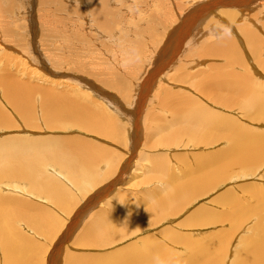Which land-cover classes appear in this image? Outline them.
Returning <instances> with one entry per match:
<instances>
[{"label": "rangeland", "instance_id": "1", "mask_svg": "<svg viewBox=\"0 0 264 264\" xmlns=\"http://www.w3.org/2000/svg\"><path fill=\"white\" fill-rule=\"evenodd\" d=\"M145 1L0 0V140L11 141L12 137H27V139L30 137L33 138V141L45 140L42 142L47 143L45 147L50 143H57V147H68L67 149L73 151L84 150L87 152L86 154H92L95 158L92 165L93 169L90 172H84L83 163L79 164L81 171L78 172L76 178L71 177L68 171L66 172L56 162L48 160L43 165L44 181L47 182L50 177L53 178L52 176H54L60 182L64 192L67 191L71 195L70 201L66 198H53V194L48 191L46 182L38 187L33 186L35 183L26 177L22 179L8 178L0 182L1 194L6 195V197L10 196L9 200L13 196L15 198V200L12 199L15 201L13 205L12 200L11 204L10 201L5 203L10 204L9 207L14 206L13 210L16 212L27 205L25 208L29 211V217H27L31 218L32 216L31 221L25 217L26 221L28 219L26 222L21 215L25 214L26 210H23L25 212L19 210L20 212L18 211L12 216L14 217L12 223L17 235H14V232L2 233L0 231V264H48V255L51 252L55 254L59 251L57 247L59 241L60 246L65 248L64 257L55 264H69L70 262L77 264L76 259L81 263L83 262L82 264L84 262L89 264L88 262L91 260L95 261L94 264L100 260L107 264V261L110 260L107 257H114V254L117 257V252L122 259L128 257L130 253L133 254L132 246H139L140 248L138 247L137 250L141 252L144 239L148 237H153L172 249L183 250V247L186 249L187 245L185 247L180 244L184 241L176 243L171 238L166 237L165 232L169 230L178 234H188L193 240L192 244L214 241V237L217 236L215 242L218 244L227 237L226 231L223 230H228L231 226L229 221L213 218V216L218 217L220 214L224 215L226 212L228 214L234 210V206L228 202L229 196L233 197V201L235 199V201L241 200L245 203L253 198L251 194L253 189L256 192L261 187L264 189L263 156L254 163L248 162L244 166H235L233 169H229L226 172L227 176H223L217 182L207 185L203 183L206 186L200 189L201 192L198 191L192 195L175 211L168 210L163 214L159 213L158 218L152 216V213L150 216L149 213H145L148 210L151 212L149 208L158 198L155 194L158 192L160 195L164 194L165 190L163 189L168 186L169 174L174 173L175 176L180 174L179 179L184 180L187 175L185 166H193L199 157L204 155L206 157V154L210 156L218 151H225L223 149L230 144V141L225 137H217L211 142H204L183 133L178 135L174 129L181 126V119L178 116L183 115L184 111L188 113L187 109L189 108L203 106V108L209 109L211 106L210 112H214L222 119L234 121L239 119L237 122L247 127L252 133L264 132V120L261 121L256 115L254 116L253 110L246 111L242 105L229 102L231 99L236 100L237 98L231 97L233 93L228 87V83L231 81L235 83L238 81L236 84L242 86V83L245 84L244 78L253 84L254 82L264 84V0H243L238 2L239 7L237 9L235 8L237 5H233L232 0H229V3L223 6L220 11L221 13L224 11L222 15L220 16L218 13L217 18L212 19L213 21L209 19V11L199 10L205 6L207 0ZM178 3L181 4L179 7L183 9L182 11L178 9ZM224 8L228 10H224ZM230 9L231 11L235 10L234 12L238 14L236 18L225 12L230 11ZM209 10L212 12L213 9L210 8ZM195 13L199 14L200 17L195 20L196 26L193 30L187 29L186 33L184 32L182 49L174 53V60H169L166 64L159 66L160 72L151 77L152 72L148 71L156 64L163 46L171 41L170 37L175 25ZM150 17L152 18L150 19ZM136 25L139 27H135ZM143 26L147 29L150 28V32L145 30ZM247 27L253 32L255 31L257 38L260 36L258 40L261 44L257 50V56L253 54L251 39L244 30ZM224 36L231 38L237 47L238 58L232 59L225 53L212 55L206 51L207 46L212 47L214 43L218 42L217 40L220 41ZM131 37L132 39H130ZM129 40L133 43H130ZM137 41L143 43V45H139L141 42H138L140 48ZM162 41L163 43H161ZM128 45L133 46V48L137 47L138 50L141 49L139 54L142 55L138 54L139 57H137V48H135L136 50L133 49L136 51L135 54V51L133 52ZM143 46H146L147 49L145 50ZM141 47H143V51ZM204 50L205 52H203ZM68 76L70 77L68 78ZM12 82L15 84L11 90ZM224 82L225 84H223ZM17 84L22 87L26 95L30 94L31 96V103L26 104L31 105L30 111L24 110L26 108L22 111L19 110L15 106L19 104L11 99L13 95L10 98V94H13L11 91L19 90ZM92 84L96 86H92ZM254 86L252 85V90L255 91L258 86L253 88ZM106 92L107 94H105ZM167 95L168 98H166ZM51 96L70 103L71 106L73 104V107L79 109V112L77 113V110L72 112L74 107L70 113L66 112L67 114H65L61 109V104H59L56 111L55 109L50 110L49 115H47L44 106L46 105L45 100ZM225 99L229 103L225 102ZM20 105L23 104L20 103ZM88 114L90 115L87 116ZM171 116L173 117L171 118ZM85 117L92 118L90 120ZM85 119L87 123L84 121ZM175 119L178 120L172 125ZM95 125L98 126L95 127ZM174 133L177 135L172 136V138L169 137ZM136 135L139 138H136ZM166 137L170 139L168 142L165 141L167 140ZM135 140H138L139 145L137 144L133 148ZM88 145L91 148H88ZM130 152L132 154L137 153L138 162H135V169H131L128 174L122 173V171L121 174V165L127 160ZM47 156L50 157L48 154ZM155 163L162 164L161 167L163 168L157 167ZM47 166L54 171L49 170ZM184 172L186 174H183ZM119 173L121 174L120 180H118L120 182L115 188L110 182L115 180ZM59 176L61 177L59 178ZM256 184L260 188H257ZM105 189V195H102L100 192ZM255 190L254 193H256ZM57 191L60 192L59 188ZM99 198L101 199L97 205H93L92 202H96ZM64 202H68L69 206H65ZM249 202L246 203L249 205ZM87 203L90 204L89 207H85L79 212L76 223L78 228L75 226L69 238L65 239L64 237V240H60L64 229L72 223V218H74L72 215L75 210L77 211L81 205L84 206ZM15 207L19 209L16 210ZM86 209L88 210L87 216L83 214ZM139 214L140 217H138ZM251 214L252 216H250ZM250 215L247 213L240 216L248 218L242 221L244 226L242 225L232 232L225 258L221 261L218 260V262L215 261V263L231 264L236 246L239 247L245 236H250L255 232L253 226L258 219L254 213L251 212ZM111 216L119 221L129 217L132 222L127 227L118 228L114 232L113 230L109 231L106 233L107 235L110 233L113 235L116 231L117 235L107 238L105 236L106 231L101 233L104 228H99V230L94 225L109 217L112 219ZM198 216L208 219L199 221V225L198 221L191 220L197 219ZM132 217L136 220H133ZM249 217L251 218L249 219ZM95 220H98L99 223H95ZM213 221L215 222L213 223ZM97 230L99 235H97ZM44 231L46 234L43 233ZM90 231L97 237L90 235ZM24 236H26V240L23 238ZM10 238L16 242L18 239L27 241L28 245L25 243L23 247H27L29 251L35 252L37 255L31 256L27 260L18 261L21 258L13 255L11 247L12 242H16ZM2 240L10 241L6 251V247H3L5 243ZM22 240H19L17 244H21ZM201 243L195 247H200ZM53 248L55 251L52 250ZM127 253L128 256H123ZM105 258L107 259L106 263Z\"/></svg>", "mask_w": 264, "mask_h": 264}, {"label": "bare ground", "instance_id": "2", "mask_svg": "<svg viewBox=\"0 0 264 264\" xmlns=\"http://www.w3.org/2000/svg\"><path fill=\"white\" fill-rule=\"evenodd\" d=\"M2 1V0H1ZM91 1V0H90ZM145 1V0H144ZM242 2L243 0H232L233 5H237L238 2ZM146 2V1H145ZM162 2V1H161ZM172 2V1H171ZM183 2V1H181ZM180 2V3H181ZM141 3V2H140ZM157 3V2H156ZM167 3V2H166ZM227 3H229V0H207V3L204 4L205 6L201 7V9L199 10H206L209 11V19H211V21H213L212 19L215 18L218 13L220 14V16L222 15L220 11L223 8V6H225ZM3 4V3H2ZM182 4V3H181ZM181 4H177L178 5V9H180L179 5ZM70 5V4H69ZM169 5V4H168ZM162 6V5H161ZM5 7V6H4ZM37 7V6H36ZM184 7V6H183ZM239 6L237 5L235 8L237 9ZM28 8V7H27ZM154 8V7H153ZM168 8V7H167ZM166 8V9H167ZM173 7H171L172 9ZM182 8V6H181ZM185 8V7H184ZM213 9L212 12L209 9ZM229 8V7H228ZM1 9V8H0ZM60 9V8H59ZM232 9V8H231ZM225 11L229 16L231 17H237V13L234 11ZM80 10V9H79ZM156 10V9H155ZM168 10V9H167ZM173 10V9H172ZM183 9H180V11H182ZM198 10V12H199ZM224 10H228L225 9ZM233 10V9H232ZM40 11V10H39ZM135 11V10H134ZM160 12V11H159ZM174 12V11H173ZM238 12V11H237ZM52 13V11H51ZM54 13V12H53ZM180 13V12H179ZM56 14V13H55ZM192 14V13H191ZM148 15V14H147ZM170 15H174V14H170ZM227 15V16H228ZM102 17V15H100ZM203 16V14H202ZM225 16V15H224ZM175 17H177L175 15ZM199 14L195 13L192 16H187L186 18H184L183 20H181L177 25H175V27L173 28L172 32L173 34H171L172 36L170 37V42L168 44V42L166 43L165 41V45L163 46L162 52L160 51L159 56L157 57V62L156 64L151 67V69L148 72H152V75H155L156 73L160 72V69L158 68L159 66H161L162 64H166L169 60H174L173 55L175 52L180 51V49H182V41H184V39L182 40V36L184 34V32L186 33L187 29H194L196 26L195 20H197L199 18ZM40 18V17H39ZM71 18V17H69ZM81 18V17H80ZM152 17H150L151 19ZM159 18V17H158ZM166 18V16H165ZM217 18V17H216ZM49 19V18H48ZM39 20V19H38ZM68 20V19H67ZM71 20V19H70ZM136 20V19H135ZM169 20V18H168ZM177 20V19H176ZM176 20H174L176 22ZM217 20V19H216ZM50 21V20H49ZM74 21V20H73ZM233 21V20H232ZM178 22V21H177ZM72 23V22H71ZM135 23V22H134ZM171 23V22H170ZM174 23V22H173ZM207 23V22H206ZM211 23V22H210ZM209 23V24H210ZM150 24V23H149ZM148 24V25H149ZM208 24V23H207ZM262 24V23H261ZM135 25V24H134ZM139 25V24H138ZM43 26V25H42ZM172 26V25H171ZM213 26V24H212ZM41 27V26H40ZM135 27H139V26H135ZM145 26H143L144 28ZM193 27V28H192ZM240 27V26H239ZM136 30V28H133ZM141 29V28H140ZM145 30L147 28H144ZM154 30V28H152ZM159 29V28H158ZM56 30V29H55ZM62 30V29H61ZM71 30V29H70ZM144 30V31H145ZM150 32V28L147 29ZM191 30V33H192ZM246 34L248 35V37H250L251 39V48L254 49L253 50V54H255V56H257V50L259 48V45L261 44L260 41L258 40V38L260 37H256L255 35H257L255 33V31L253 32L252 30H250L248 27L247 29H244ZM242 30V31H244ZM141 31V30H140ZM143 31V30H142ZM169 31V30H168ZM6 32V31H5ZM138 32V31H137ZM148 32V31H146ZM152 32V30H151ZM154 32V31H153ZM165 32V31H164ZM163 32V34H164ZM62 33V32H61ZM74 33V32H73ZM130 33V32H129ZM136 33V31H135ZM143 33V32H141ZM170 33V32H169ZM145 34V33H144ZM158 34V33H157ZM160 34V33H159ZM225 34V33H224ZM139 35V33H138ZM167 35V34H166ZM164 35V36H166ZM121 36V35H120ZM155 36V35H154ZM159 36V35H158ZM70 37V36H69ZM133 37V36H132ZM132 37L130 39H132ZM151 36L149 35V38ZM156 37V36H155ZM222 37V36H221ZM148 38V39H149ZM184 38V37H183ZM51 39V38H50ZM112 39V38H111ZM129 39V37L127 38V40ZM134 39V38H133ZM155 39V38H154ZM126 40V39H125ZM151 40V39H149ZM130 41V40H129ZM152 41V40H151ZM149 41V42H151ZM164 41V40H163ZM163 41L161 43H163ZM187 41V40H186ZM217 43H214L212 47H206V51L209 54L212 55H216V54H220V53H225L228 54L230 57H232V59L238 58V53L239 51H237V47L234 45L233 41L231 40V38L229 37H225L221 38V40H217ZM128 42V41H127ZM133 43V41H130V43ZM138 42L140 43L141 41H137V45ZM146 42V41H145ZM157 42V41H156ZM191 42V41H190ZM154 43V42H153ZM160 43V44H161ZM50 44V43H49ZM128 44V43H127ZM206 44V43H205ZM208 44V43H207ZM126 45V44H125ZM135 45V46H137ZM139 45H143V43L141 42V44ZM138 45V47H139ZM146 45V44H144ZM108 46V45H107ZM127 46V45H126ZM129 47H131V45H128ZM154 46V45H153ZM211 46V45H210ZM55 47V46H54ZM145 48V50L147 49L146 46H143ZM143 47L142 51H143ZM186 47V46H185ZM137 47L133 46L131 47V50L133 51V49H135ZM140 48V47H139ZM106 49V48H105ZM152 49V48H150ZM158 49V48H157ZM168 49V52H167ZM203 49V48H202ZM201 49V50H202ZM128 50V49H127ZM136 50V49H135ZM134 50V51H135ZM141 50V49H140ZM140 50H138L137 48V57L138 54L140 53ZM188 50V49H187ZM200 50V52H201ZM133 51V52H134ZM135 51V54H136ZM260 51V50H259ZM56 52V51H55ZM156 52V51H155ZM159 52V51H158ZM205 52V50L203 51ZM145 53V51H144ZM149 53V52H148ZM179 53V52H178ZM134 54V53H133ZM147 54V53H145ZM154 54V53H153ZM142 55V54H139ZM205 55V54H204ZM70 56V55H69ZM133 56V55H132ZM130 56L131 58H134ZM253 56V55H251ZM153 57V56H152ZM175 57V55H174ZM228 57V58H230ZM121 58V57H120ZM130 58V60H131ZM142 58V57H141ZM223 58V57H222ZM225 58V57H224ZM97 59V58H96ZM135 59V58H134ZM140 59V58H139ZM153 59V58H152ZM156 59V58H155ZM183 59V58H182ZM231 59V58H230ZM64 60V59H63ZM154 60V59H153ZM135 61V60H134ZM139 61V60H138ZM264 61V60H263ZM144 62V60H143ZM126 63V62H125ZM93 64V63H92ZM114 64V63H113ZM237 64V63H236ZM73 65V64H72ZM115 65V64H114ZM134 65V64H133ZM135 66V65H134ZM137 66V65H136ZM148 66V65H147ZM152 66V64H151ZM193 66V65H192ZM214 66V65H213ZM71 67V66H70ZM130 67V66H129ZM167 67V66H166ZM125 68V67H124ZM136 68V67H135ZM149 68V67H148ZM147 68V69H148ZM260 68V67H258ZM73 69V68H72ZM96 70V69H95ZM169 70V69H168ZM248 70V69H247ZM256 70V69H255ZM264 70V69H263ZM103 71V70H102ZM146 71V70H145ZM142 72V71H141ZM162 72V71H161ZM264 72V71H263ZM122 73V72H121ZM127 73V72H126ZM147 73V72H146ZM165 73V72H164ZM249 73V72H248ZM161 74V73H160ZM129 75V74H128ZM109 76V75H108ZM162 76V75H161ZM244 76V75H243ZM247 76V74H246ZM70 76H68L69 78ZM94 77V76H93ZM110 77V76H109ZM108 77V78H109ZM158 77V76H157ZM107 78V79H108ZM112 78V77H111ZM156 78V77H155ZM187 78V77H186ZM249 78H251V76H249ZM151 79V78H150ZM153 79V78H152ZM151 79V80H152ZM161 79V78H160ZM223 79V78H222ZM245 79V80H244ZM242 80H244L245 84L242 83V86H239L238 84H236L235 82H229L228 83V87L231 93H233V95H231V97H235L237 98L235 99H231L229 102L230 103H234V104H238V105H242V108H244L246 111H251L255 113L254 116L256 115V117L258 119H262L264 120V84H257V82L254 84L252 83V85L254 86L255 84L258 86V88L256 87V85L253 88H257L254 90H252V85L250 83V80L248 81V79L244 78ZM257 79V78H256ZM154 80V79H153ZM209 80V79H207ZM216 80V78H215ZM218 80V79H217ZM88 81V80H87ZM118 82V81H117ZM163 82V81H162ZM91 83V82H90ZM119 83V82H118ZM153 83V82H152ZM201 83V82H200ZM219 83V80H218ZM13 84L12 87L10 88L11 90L13 89V86L15 83H11ZM20 84V83H19ZM68 84V83H67ZM94 84V83H93ZM92 86H96L93 85ZM139 84V83H138ZM150 85V83H148ZM221 84V83H220ZM225 84V82L223 83ZM18 85V84H17ZM148 85V86H149ZM231 85V86H230ZM19 86V85H18ZM212 86V85H211ZM19 86V90H13L11 91L10 94V98L11 95H13V97L11 99H13L16 104L19 105H15L19 110L21 109V111L24 109L26 111H30L32 109L31 105H26L28 103H31V96L30 94L26 95L21 87ZM121 87V86H120ZM161 87V86H160ZM204 87V86H203ZM206 87V86H205ZM213 87V86H212ZM96 88V87H95ZM115 88V87H114ZM149 88L151 89V87L149 86ZM91 89V88H90ZM119 89V88H118ZM206 89V88H205ZM121 90V89H120ZM10 91V90H9ZM103 91V90H102ZM154 91V90H153ZM26 92V90H25ZM90 92V91H89ZM101 92V91H100ZM109 93V92H108ZM89 94V93H88ZM107 94V92L105 93ZM110 94V93H109ZM176 94V93H175ZM230 94V93H229ZM64 95V94H63ZM90 95V94H89ZM111 95V94H110ZM168 95H170V93H168ZM168 95L166 96V98H168ZM205 95V94H204ZM50 96V95H49ZM66 96V95H65ZM147 96V95H146ZM171 96V95H170ZM173 96V95H172ZM181 96V95H180ZM188 96V94H187ZM100 97V96H99ZM107 97V96H106ZM114 97V96H113ZM190 97V96H189ZM196 97V96H194ZM69 98V97H68ZM117 98V97H116ZM165 98V100H166ZM186 98V97H185ZM103 99V98H102ZM144 99V98H143ZM187 99V98H186ZM197 99V98H196ZM79 100V99H78ZM113 100V99H111ZM118 100V99H117ZM172 100V99H171ZM182 100V99H181ZM201 100V99H200ZM65 101V99H64ZM67 101V100H66ZM75 101V100H73ZM85 101V100H84ZM89 101V100H88ZM119 101V100H118ZM202 101V100H201ZM77 102V101H76ZM99 102V101H98ZM109 102V101H108ZM114 102V101H112ZM204 102V101H203ZM225 102H227V100L225 99ZM227 102V103H229ZM23 104V105H20ZM46 105L45 106V111L47 113V115H49L50 110L53 111V109L58 108V105L61 104V109L64 111L63 113L67 114L66 112H69L72 110L73 104L72 106L70 105V103H66L63 102L53 96L48 97L45 100ZM79 104V103H78ZM83 104H85L83 102ZM192 104V103H190ZM199 106L200 104L197 103ZM202 104V103H201ZM87 105V103H86ZM85 105V106H86ZM90 105V104H89ZM110 105V104H109ZM143 105V104H142ZM228 105V104H227ZM127 106V105H126ZM184 106V104H183ZM182 106V108H183ZM190 106V105H189ZM103 107V106H102ZM141 107V106H139ZM191 107V106H190ZM211 107V106H210ZM209 107V109H210ZM60 108V106H59ZM84 108V107H83ZM192 108V107H191ZM212 108V107H211ZM241 108V109H242ZM207 108H203V106H200V108H192V109H187L188 113H185L186 111L183 112V115H180V117L178 116V118L181 119V126L174 129L175 132L178 133H183L186 134L190 137H194L197 138V140L199 141H212L215 140V138L217 137H225L230 141V144L225 147V151L222 152H217L216 154H212L210 156H208L206 154V157H199V159L197 160V162L193 165V166H185L186 170L185 172L187 173L186 178L184 180L179 179V176H175L174 173L169 174V183L168 186H166L163 195H160V193H156L155 196L158 198L155 199V203H153V205L149 208L151 210V212L146 211L145 213H149V216H155V218H158V214L161 213H165L168 210H172L175 211L177 210L182 203H184L185 201H188L192 195L196 194L198 191H200V189L203 186H206L207 184H212L214 182L219 181L223 176H227V171L229 169H233L235 166H241V165H245L246 163H254L257 160H259V158L264 156V132L263 133H252L247 127L242 126L240 123H238L237 121L239 120H228L226 118H220L218 117V115H216L214 112H210V110ZM77 110V113L79 112V109H76V107L74 108L73 111ZM98 110V109H97ZM43 111V110H42ZM100 111V110H99ZM138 111V110H137ZM212 111V110H211ZM62 112V111H61ZM103 112V111H102ZM135 112V111H134ZM31 113V112H30ZM92 113V112H91ZM178 113V112H177ZM249 113V112H248ZM22 114V113H21ZM64 114V116H65ZM93 114V113H92ZM91 114V115H92ZM123 114V113H122ZM71 115V114H70ZM81 115V113H80ZM90 114H88L87 116H89ZM97 115V114H96ZM105 115V114H104ZM124 115V114H123ZM139 115V114H137ZM230 115V114H229ZM4 116V115H3ZM32 116V115H31ZM177 116V114H176ZM182 116V118H181ZM231 116V115H230ZM249 116V115H248ZM62 117V116H61ZM68 117V115H67ZM84 117V116H83ZM101 117V116H99ZM98 117V118H99ZM173 116H171L172 118ZM86 118V117H85ZM92 117L90 118H86V119H90L91 120ZM105 118V116H104ZM170 118V117H169ZM234 118V117H233ZM86 119L84 120L86 122ZM103 120V117H102ZM107 120V119H106ZM133 120V119H132ZM178 120V119H177ZM176 119L173 120L174 123L172 125H174L177 121ZM256 120V118H255ZM140 121V120H139ZM172 121V122H173ZM257 121V120H256ZM96 122V121H95ZM103 122V121H102ZM180 122V121H179ZM87 123V122H86ZM85 123V124H86ZM99 123V121H98ZM101 123V122H100ZM160 123V122H159ZM93 125V123H91ZM119 124V123H118ZM138 124H140L138 122ZM154 124V123H153ZM103 125V124H102ZM105 125V124H104ZM132 125V124H131ZM144 125V124H143ZM98 125H95V127H97ZM107 126V125H105ZM166 126V125H165ZM88 127V126H87ZM102 127V126H100ZM104 127V126H103ZM171 127V126H170ZM177 127V126H176ZM89 128V127H88ZM99 128V127H98ZM97 128V129H98ZM108 128V126L106 127ZM172 128V127H171ZM101 129V128H100ZM113 129V128H112ZM136 129V128H135ZM103 131V130H102ZM101 131V132H102ZM165 132V130H163ZM106 132V131H105ZM112 132V130H111ZM118 132V131H116ZM172 133V132H171ZM110 134V133H109ZM169 134V133H168ZM177 135L176 133L170 135L169 137L172 138V136ZM169 137H166L165 141H169ZM177 137V136H176ZM20 138V139H18ZM120 138V137H119ZM135 138V137H134ZM136 138H139L138 135H136ZM175 138V137H174ZM122 139V138H121ZM178 139V138H177ZM20 140V141H18ZM113 140V139H112ZM45 140H41V142H39V140H34L33 138H28L27 137H12V140H4L1 141L0 140V182L3 181V179H15V178H29V180H31V182H34L35 184L33 186H40L42 185V183L44 184V175H43V165L45 163H47V161H53L58 163L61 168L65 169L66 172L68 171V174L73 177L76 178V176L78 175V172L81 171L79 169V164L83 163L82 166L84 165V172H90L91 169H93V162L94 159L92 154H86L87 152H85L84 150H80V151H73L71 149H67L66 148H60L57 147V143H50L48 144L46 147L45 145L47 143H42ZM147 141V140H146ZM157 141V140H156ZM161 141V140H160ZM119 142L120 139H119ZM198 142V141H197ZM203 142V143H204ZM214 142V141H213ZM135 145L133 148H135L138 144V140H135ZM140 143V142H139ZM81 144V143H80ZM87 144V143H85ZM84 144V146H85ZM165 144V143H164ZM98 145V144H97ZM139 145V144H138ZM208 145V144H207ZM88 145V148H91V146ZM147 146V145H146ZM94 147V146H93ZM95 148V147H94ZM131 148V147H130ZM79 149V146H78ZM83 149V148H82ZM220 149V148H219ZM97 150V149H96ZM112 150V149H111ZM134 150V149H132ZM212 150V149H211ZM69 151V152H67ZM100 150H98L99 152ZM104 151V150H103ZM131 151V150H130ZM129 152V151H128ZM100 153V152H99ZM113 153V152H112ZM131 154L129 155V157L127 158V160H125L120 168V173L122 171V173H129L131 171V169H135L134 164L135 162H138L136 159V154H132V152H130ZM212 153V152H211ZM210 153V154H211ZM50 155V157L47 156ZM79 154H81L79 156ZM116 154V153H115ZM128 154V153H127ZM107 155V154H106ZM139 155V154H138ZM202 155V154H201ZM121 156V155H120ZM192 156V155H191ZM198 156V155H197ZM112 157V156H110ZM115 158V157H114ZM120 158V157H119ZM122 158V157H121ZM153 158V157H152ZM197 159V158H196ZM113 160V159H112ZM165 161V160H163ZM184 161V160H182ZM186 161V160H185ZM122 162V161H121ZM160 162V161H159ZM158 162V163H159ZM166 162V161H165ZM193 162V161H192ZM190 162V163H192ZM49 163V162H48ZM113 163V162H112ZM115 163V162H114ZM117 163V161H116ZM184 164V163H183ZM189 164V163H187ZM116 165V164H115ZM157 167H161V165L156 164ZM191 165V164H190ZM118 166V164H117ZM247 166V165H246ZM49 170L54 171V169H51L49 166H47ZM83 168V167H82ZM81 168V169H82ZM163 168V167H161ZM184 168V167H183ZM158 169V168H157ZM159 170V169H158ZM173 170V169H172ZM43 171V172H42ZM98 171V170H97ZM232 171V170H231ZM59 172V171H58ZM183 174H186V173ZM234 172V171H233ZM49 173V172H48ZM60 174H63L62 172H59ZM118 174L117 177L115 178V180L111 181L110 184L112 186H115V188H117V183L120 182L118 180H120V175L122 174ZM167 173V172H166ZM170 173V172H169ZM226 173V174H225ZM51 174V173H50ZM54 175V173H53ZM242 175V174H241ZM53 178L50 177L49 180H47L46 184H47V188L48 191L53 194V198H66L68 201L71 200V195L62 189L60 182L54 177ZM61 176H59L60 178ZM184 177V176H183ZM68 179V178H67ZM18 180V179H16ZM100 180V179H99ZM96 181V180H95ZM30 182V183H31ZM206 184V185H203ZM75 184V183H74ZM14 186H16L15 183H13ZM70 185V184H68ZM252 185V183H251ZM254 185V183H253ZM257 185V184H256ZM255 185V186H256ZM246 186V185H245ZM250 186V185H249ZM35 187V188H36ZM243 187V186H242ZM252 187V186H251ZM259 186L257 185V188ZM59 188L60 192L57 191ZM260 188V187H259ZM67 189V188H66ZM127 189V188H126ZM70 190V189H69ZM254 190L252 191V196L253 198L251 200H248L246 202H249L250 204L248 205L245 200L243 203L241 200L238 201H233V197L229 196V200L228 202H230V204H232L234 206V210L229 212L227 214L224 215H219L218 217L213 216V218H219V219H225L227 221L230 222V228L228 230H223L226 231L225 235L227 237H225V239H222L221 241V237L220 239V243L216 244L215 240L218 238L217 236H215V240L214 241H208L206 243H195L192 244V238H190L188 236V234H178L176 232L173 231H166V237L167 238H171L173 241H175L176 243H180V241H184L180 244H183L185 247H187L186 249L183 247V250H176V249H172L168 246H166L164 243H161L159 241H157V239L155 240L153 237H148L144 239L143 242V248L141 252H139L137 249H139L137 246H132L134 250V252H132L133 254L130 253V255L128 256L127 254H124L123 256H128L124 259H122V257L120 258L119 254L116 253L117 257H111L107 259H110L109 261H107V259L105 260V263L107 261V264H155L154 262V257L155 256H159L160 259L164 262V264H217L215 263V261L218 262V260H222L223 258H225V254L229 245V242L231 240L230 237L232 236V232L239 228L240 226H242L244 223L242 222L243 220L247 219L248 217H240L242 214H247L250 215V213H254L256 218L258 219L253 226V230L255 231L253 234H251L250 236H245V238L242 240L241 244L239 245V247L236 246V251L233 253L234 257L232 259L231 264H264V189H258L259 191L254 193ZM23 191H25L23 189ZM34 191V190H33ZM22 192V191H21ZM106 189L104 191H101L100 193L102 195H105ZM201 192V191H200ZM249 192H251L249 190ZM114 195V194H113ZM151 195V193H150ZM27 196V195H26ZM30 196V195H28ZM118 196V195H117ZM226 196V195H225ZM251 196V195H250ZM10 197V196H9ZM9 197H6V195H2L0 192V231L2 233H9V232H14V235H17L16 229L14 228V225L12 223V216H14L15 214H17V212L20 210H22V212H25L23 210H26L25 208L23 209H19L21 208L20 205L19 206V210L16 208V210H18L17 212L14 211V206L9 207V205L11 204V200L14 198L11 197L12 199L9 200ZM244 197V196H243ZM83 199V198H82ZM101 198L97 199L96 202H92L94 203L93 205H97V202L100 200ZM122 199V197H121ZM221 199V198H220ZM15 200V198L13 199ZM12 200V205H13V201ZM10 204H6L5 202H8ZM61 201V200H58ZM118 201V200H117ZM143 201V200H142ZM89 203H90V199H89ZM89 203L85 204L84 206H80L77 211L75 210V213L72 215V217L74 216V218H72V223L69 225H67L66 229H64V232L61 234V238L60 240H64L69 238L72 231L74 230L76 223H77V219L79 216V212L85 208V207H89ZM103 203V202H102ZM21 204V202H20ZM65 206H69L68 202H64ZM221 206V205H220ZM224 206V205H223ZM24 207V206H23ZM29 208V207H28ZM32 208V207H31ZM19 211V212H20ZM26 210L27 215L25 214H21L24 217V220L26 221L25 217L28 218L29 217V211ZM77 212V213H76ZM135 212V211H134ZM203 212V211H202ZM220 212V211H219ZM88 210L86 209L83 214H87ZM142 213V212H141ZM152 213V214H150ZM217 213V212H216ZM20 214V213H18ZM61 215V214H60ZM88 215V214H87ZM86 215V216H87ZM126 215V214H125ZM199 215V214H198ZM28 216V217H27ZM115 216V215H114ZM136 216V215H135ZM134 216V217H135ZM202 216V215H201ZM252 216V214L250 215ZM96 217V216H95ZM138 217H140V214L138 215ZM144 217V216H143ZM21 218V217H20ZM112 218V216H111ZM133 218V217H132ZM154 218V217H153ZM251 217H249L250 219ZM29 221L32 220V216L31 218H28ZM27 219V221H28ZM99 219V218H98ZM113 217L112 219H110V217L108 219H104L102 220L104 222L99 223L98 220H95V223L98 222L99 224H95L93 223L94 227L97 229L99 228H104V230L101 231V233L104 231L105 234L108 233L109 231L113 230H117L118 228L121 227H127L128 224H130V222H132V219L129 217H125V219L123 218V220H117ZM135 218H133L134 220ZM208 219V218H207ZM206 218H201L200 216L196 218H193L191 220L193 221H198L197 223L199 224L201 221H205L207 220ZM136 220V219H135ZM211 220V219H210ZM26 221V222H27ZM86 221V220H85ZM200 221V222H199ZM51 222V220H50ZM94 222V221H93ZM136 222V221H135ZM138 222V221H137ZM189 222V221H187ZM192 222V221H191ZM215 221H213L214 223ZM224 222V221H223ZM245 222V221H244ZM91 223V222H90ZM181 223V222H180ZM190 223V222H189ZM194 223V222H193ZM204 223V222H203ZM207 223V222H206ZM225 223V222H224ZM227 223V222H226ZM85 224V223H84ZM210 224V223H209ZM212 224V223H211ZM92 225V224H90ZM135 225V224H134ZM189 225V224H186ZM200 225V224H199ZM205 225V223H204ZM247 225V224H246ZM89 226V225H88ZM99 226V227H98ZM244 226V225H243ZM65 227V226H64ZM77 227V226H76ZM93 227V226H92ZM93 227V229L95 230V228ZM251 227V226H250ZM61 228V227H60ZM78 228V227H77ZM76 228V229H77ZM144 228V227H143ZM200 228V227H199ZM20 229V228H19ZM45 229V228H44ZM58 229V228H57ZM56 229V230H57ZM92 229V228H91ZM60 230V229H59ZM100 230V229H99ZM108 230V231H107ZM58 231V230H57ZM61 231V230H60ZM122 231V230H121ZM75 232V231H74ZM96 232V230H95ZM100 232V231H99ZM173 232V234H172ZM221 232V231H220ZM42 233V232H41ZM40 233V234H41ZM43 233L46 234V232L44 231ZM92 232L90 231V235H94L97 237V235H99L98 230H97V235L96 234H91ZM100 233V234H101ZM117 233V231H116ZM113 234L111 235V233L109 235H105L107 238L111 236H116L117 234ZM243 233V232H242ZM75 234V233H74ZM88 234V233H87ZM164 234V233H163ZM223 234V232H222ZM234 234V233H233ZM1 235V234H0ZM9 235V234H8ZM86 235V234H85ZM89 235V236H90ZM241 235V233H240ZM239 235V236H240ZM18 236L20 237V235L18 234ZM17 236V237H18ZM91 236V238H92ZM152 236V235H151ZM203 236V235H202ZM223 236V235H222ZM5 237V236H4ZM3 237V238H4ZM10 237V236H9ZM26 236H24L23 238L26 240L27 238H25ZM87 237V236H86ZM99 237V236H98ZM127 237V236H126ZM217 237V238H216ZM6 238V237H5ZM213 238V239H214ZM238 238V237H237ZM8 239V238H7ZM11 239V238H10ZM56 239V238H55ZM98 239V238H97ZM114 239V238H113ZM196 239V238H195ZM194 239V240H195ZM198 239V238H197ZM5 240V239H4ZM3 241V243H5L3 245V247H6L5 251L7 250V248H9V240L7 241ZM12 240V239H11ZM22 240V239H18ZM29 240V238H28ZM91 240V239H90ZM103 240V238H102ZM159 240V239H158ZM238 240V239H237ZM15 241V240H12ZM17 241V242H18ZM23 241V240H22ZM107 241V240H106ZM199 241V240H198ZM16 242V241H15ZM12 242V251H13V255L15 257H20L21 260L18 261H23V260H27V258H31V256H36L37 254L34 252H31L28 250L27 247H23V245L26 243L27 241H23L21 242V244H17ZM97 242V241H96ZM103 242V241H102ZM23 243V244H22ZM30 243V242H29ZM33 243V242H32ZM62 243V242H61ZM188 243H190L188 245ZM202 244L200 245V247H195V245L198 244ZM31 244V243H30ZM165 246H164V245ZM6 245V246H5ZM28 245V244H27ZM34 245V244H32ZM55 245V244H52ZM31 246V245H30ZM38 246V245H37ZM173 246V245H172ZM233 246V245H232ZM56 247V246H55ZM57 247L60 248V241L57 243ZM230 248V247H229ZM41 250V249H40ZM60 250V249H59ZM64 250V249H63ZM130 250V249H129ZM131 250V251H132ZM55 251V249H54ZM10 252V249H9ZM54 253V252H53ZM122 253V251H121ZM231 253V252H228ZM52 254V253H51ZM108 254V253H107ZM119 255V256H118ZM229 255V254H228ZM57 256V255H56ZM91 257V255H90ZM96 257V256H95ZM104 257V256H103ZM214 257H216V260H214ZM51 258V256L49 257ZM87 258V257H84ZM16 259V258H14ZM67 259V258H66ZM76 259V258H75ZM100 260V257L98 258ZM229 259V258H228ZM29 260V259H28ZM56 260V259H55ZM59 260V259H58ZM72 260V259H71ZM85 260V259H84ZM93 260H95L93 258ZM103 260V259H102ZM212 260V262H211ZM51 261V260H50ZM68 261V260H67ZM70 261V260H69ZM74 261V260H73ZM90 261V260H89ZM32 262V261H31ZM56 262V261H55ZM75 262L78 264H82L81 262H79V260H75ZM88 262V261H86ZM93 262L92 260L90 262H88L89 264H94L91 263ZM97 262V261H96ZM225 262V261H224ZM52 263V262H51ZM67 263V262H66ZM71 263V262H70ZM69 263V264H70ZM49 264V263H48ZM54 264V263H53ZM72 264V263H71ZM75 264V263H74ZM84 264H87L84 262ZM96 264V263H95ZM97 264H104L101 262V260L97 263Z\"/></svg>", "mask_w": 264, "mask_h": 264}, {"label": "crops", "instance_id": "3", "mask_svg": "<svg viewBox=\"0 0 264 264\" xmlns=\"http://www.w3.org/2000/svg\"><path fill=\"white\" fill-rule=\"evenodd\" d=\"M63 246V245H62ZM60 249V250H59ZM63 249H65L64 247L62 248H58V252L57 253H50L49 255H48V257H47V262L49 263V264H55V261L57 262V261H59L58 259H63V257H64V250ZM52 250H54V248L52 249ZM57 255V256H56ZM51 256V258L49 259V257ZM48 259H49V261H48ZM56 259V260H55ZM51 260V261H50ZM52 262V263H51Z\"/></svg>", "mask_w": 264, "mask_h": 264}, {"label": "clouds", "instance_id": "4", "mask_svg": "<svg viewBox=\"0 0 264 264\" xmlns=\"http://www.w3.org/2000/svg\"><path fill=\"white\" fill-rule=\"evenodd\" d=\"M154 262L155 264H164L158 255L154 257Z\"/></svg>", "mask_w": 264, "mask_h": 264}]
</instances>
